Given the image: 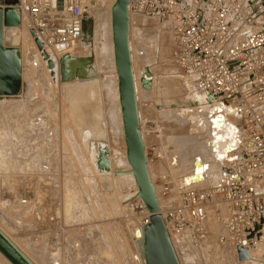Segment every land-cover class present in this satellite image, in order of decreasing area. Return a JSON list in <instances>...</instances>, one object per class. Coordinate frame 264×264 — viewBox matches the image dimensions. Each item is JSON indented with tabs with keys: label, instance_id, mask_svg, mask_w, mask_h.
I'll return each instance as SVG.
<instances>
[{
	"label": "rangeland",
	"instance_id": "374dc122",
	"mask_svg": "<svg viewBox=\"0 0 264 264\" xmlns=\"http://www.w3.org/2000/svg\"><path fill=\"white\" fill-rule=\"evenodd\" d=\"M108 11V4L99 5L95 10L93 7L86 10V19L80 39L86 50L74 56H82L80 59L83 63L80 66H90L92 75L97 80L93 90L95 94L97 93L98 100H95L97 108H100L99 128L103 131V140L107 141L114 154L123 152L125 145L120 137L121 125L116 113L117 98L116 96L113 98L116 95V82L113 63L111 64L112 56L108 57L109 60L101 65L100 69L94 60V47L97 43L106 42L108 49L111 45ZM100 13L101 19L106 17L108 23L107 20L104 23L106 33L98 36L94 33V29L96 17ZM129 40L134 72L139 85L140 127L145 146L150 159L153 148L160 153L162 158L160 161L152 160L148 163L152 181L154 182L160 174L169 171L181 187L187 188L192 184L188 180L193 174L199 172L206 177L198 187L206 188L212 185V181H215L218 176L219 169L218 165L212 162L211 157L212 137L209 128L210 114L208 113L210 105L195 90L191 79L184 78L177 70L173 62V51H169L172 48L169 34L165 33L154 20L133 14ZM21 46V43L17 46L20 53ZM24 64L22 65L23 77L20 80L17 94L12 97H0V125L4 124L5 120H10V117L15 114L13 112L20 111L26 105L36 108L31 107L33 116L30 124L20 129L21 135L18 139L12 140L13 143L15 142L11 144L12 147L8 146L10 150L3 153L2 157L0 155V183L2 184H0V198H3L0 200V228L29 256H33L37 262L42 264H141L137 245L134 243L137 240L135 230L144 222V213L135 207L137 197L131 194L130 185L122 183L116 186L114 182L103 181L97 177L94 181L90 180L91 177L85 171L84 162L77 155V149L73 143L72 136L77 139L80 146L82 145L76 132L77 129L73 128L74 123L71 122L69 116L70 104L66 98L67 88H62L59 78V86L52 88L53 91L46 85V80H43L46 79L44 72L46 67H43V63L40 66H34L27 64L26 61ZM111 68L112 70H109ZM42 75L45 77L43 78ZM141 79L149 82L147 89L142 87ZM103 87L106 88V92ZM114 88L115 92H113ZM86 96L90 98L89 103L91 104L83 111L85 110L87 124L92 126L94 124V119L92 121L94 103L91 101V95L86 93ZM112 109L116 110L115 113L114 111L109 113ZM8 110L13 112L9 113ZM192 114L197 116L195 121L191 119ZM112 117H115L117 121ZM228 117L234 124V115ZM1 133L0 130V136ZM87 148L89 146L83 143L82 153L86 157ZM11 159H14L16 163L14 160L10 162ZM69 160L72 162L77 160L78 165L76 162L72 165ZM4 164L8 166H3ZM6 167H9L10 171ZM67 185L69 188H66ZM74 189L76 191H73ZM71 196L76 197L73 199L70 198ZM101 201L106 208L102 206ZM119 203L128 205L115 215L113 204L119 207ZM83 205L91 210V217L84 216V213L80 212ZM65 206H69L67 211ZM71 207L73 210L70 211ZM104 209L109 215L104 213ZM208 230L207 242L199 250L183 254L177 251L180 264H236L232 248L226 244L220 245L218 242V237L224 233V228L209 224ZM118 233L121 237L117 235ZM120 238L123 240L122 243ZM221 252L227 254L225 258L221 256L223 254ZM226 260L230 262L227 263Z\"/></svg>",
	"mask_w": 264,
	"mask_h": 264
},
{
	"label": "built area",
	"instance_id": "2783aa9c",
	"mask_svg": "<svg viewBox=\"0 0 264 264\" xmlns=\"http://www.w3.org/2000/svg\"><path fill=\"white\" fill-rule=\"evenodd\" d=\"M4 1L16 2L20 23L45 51L64 52L82 38L86 0H0L2 9ZM127 8L169 34L174 65L207 102H225L237 115V146L215 186L184 188L169 171L154 181L174 252L202 247L213 212L225 228L218 242L248 253L260 246L264 264V0H129ZM145 152L148 162L162 159L154 148L151 159Z\"/></svg>",
	"mask_w": 264,
	"mask_h": 264
},
{
	"label": "bare ground",
	"instance_id": "6f19581e",
	"mask_svg": "<svg viewBox=\"0 0 264 264\" xmlns=\"http://www.w3.org/2000/svg\"><path fill=\"white\" fill-rule=\"evenodd\" d=\"M86 4H87V7H93L94 10L97 9L99 7V5L103 6L104 4H108V7H109V11L107 12L108 16H109V23H108V20L107 18H102L101 19V13L96 17V21H95V29H94V33L95 34H98V36L100 35H103V33H106V29H105V24L106 23V20H107V23H108V26H109V30H110V46H109V49H108V45L106 44V42H101L100 44L97 43L94 47V51H95V62L97 63V66H98V69H100L108 59V57L112 56V62L111 64L113 63V68H114V77H115V82H116V95L113 96V92H115V88H114V91L112 92V96L113 98H117V105H116V109H117V114L119 117V122H120V125H121V138H122V141L124 142V138H123V130H122V121H121V112H120V105H119V98H118V89H117V85H118V81H117V74H116V70H115V66H114V57H113V45H112V33H111V7L112 5L114 4L115 0H86L85 1ZM129 4V3H128ZM88 7V8H89ZM93 10V9H92ZM100 11V10H99ZM132 13H129V31H130V24H131V21H132ZM145 19H148L146 17H143ZM95 36V35H94ZM3 42L5 45H9L13 48L16 49V51L18 52V55H19V60H20V65H21V80H22V65L24 64V62L27 61V64L29 63V65H34V66H40L42 63H43V67H46L45 69V76H46V79H43V80H46V85L50 88V89H54V87H56L59 83V68H58V60L61 56L63 55H69L71 58H79L82 57H75L74 55L75 54H78V53H83L85 50H86V47L84 44H81V42L83 41H79L77 42L76 44L70 46V47H67L66 50L64 52H59V51H54V50H51V49H47L45 51V53H47L49 55V60L53 61L54 64H55V67L54 68H51L49 69L47 67V63H46V59L42 56L41 52L37 49V47L35 46L34 42H33V38L31 37L30 35V32L26 26V23L24 22V20L21 21V23L19 24V26L17 27H12V28H7L4 30V33H3ZM22 44L21 46V53L19 51V49L17 48L18 44ZM129 47H130V40H129ZM169 51H172V48L169 50ZM130 54H131V49H130ZM172 54V53H171ZM131 63H132V70H133V75H134V81H135V93H136V101H137V105H138V91H139V85H138V80H137V77L135 75V72H134V64H133V60H132V55H131ZM109 64V63H108ZM96 65V64H95ZM110 65V64H109ZM108 65V66H109ZM27 66V65H26ZM96 66V67H97ZM112 66V65H111ZM110 66V67H111ZM24 67H25V64H24ZM28 67V66H27ZM94 68V67H93ZM109 68V67H108ZM42 70V69H41ZM109 70H112L109 69ZM107 71V70H106ZM43 72V73H44ZM103 74V72H102ZM44 75V74H43ZM42 75V76H43ZM104 75V74H103ZM113 75V74H112ZM43 76V78L45 77ZM48 77V78H47ZM112 77V76H111ZM98 78V77H97ZM48 79V81H47ZM103 79V78H102ZM112 80V78H111ZM114 80V79H113ZM142 80V79H141ZM147 80V78H146ZM97 80L93 77H90V78H86V79H83V80H74V81H71V82H61L60 81V85L63 86L62 88H67L68 90V96L66 97L67 100H68V103L70 104V120L72 123H74V126L73 128L76 130L77 129V134L79 136V139L82 143V145L80 146L79 142L77 141V139H74V136H72L73 138V143L75 144V148L77 149V155L82 159V161L84 162V165H85V171L88 173V175H90V180H93L94 181V178L97 177L99 179H103L104 180H108L110 182H114L113 184H122V183H127L128 185H130L129 187L131 188V194L133 193V195H137L138 193V188L136 186V183L134 181V177H133V174H132V170H131V167L130 165L128 164V161H127V158H126V150L124 149L123 152H116L114 154H112L111 152V149L107 144V141H104L103 138H104V134H103V131L100 130L99 128V123H100V119H101V115H100V108H97V93L95 94L93 88L95 87V84L97 83L96 82ZM36 82V81H35ZM41 82V81H40ZM100 82V81H99ZM103 82V81H102ZM112 82V81H111ZM115 82H114V85H115ZM103 84V83H102ZM44 85V84H43ZM105 85V84H104ZM103 85V86H104ZM113 85V84H112ZM42 86V85H41ZM59 86V85H58ZM47 87V88H48ZM109 87V86H108ZM41 88V87H40ZM44 88H46L44 86ZM104 88V87H103ZM38 89V88H37ZM43 89V88H42ZM52 89V91H53ZM99 89V88H98ZM101 89V88H100ZM106 88H104V91H105ZM108 89V88H107ZM113 89V88H112ZM111 89V91H112ZM92 91V92H91ZM48 92V91H47ZM101 92V91H100ZM106 92V91H105ZM109 92V91H107ZM43 93H46V92H43ZM86 93H88L89 95H91V101H93V117H92V121L94 119V124L92 126H89L85 120V117H86V114H85V110L83 111V109L85 108H89V105L91 104V102L89 103V100L90 98L88 96H86ZM103 93V92H102ZM101 94V93H100ZM108 94V93H106ZM105 94V95H106ZM111 94V92H110ZM42 95V94H41ZM47 95V94H46ZM104 96V95H103ZM102 96V97H103ZM109 96V94L107 95ZM9 97H12V96H9ZM45 97V96H44ZM110 97V96H109ZM107 98V97H106ZM112 98V97H111ZM102 99V98H101ZM110 99V98H109ZM96 100V101H95ZM58 101V100H57ZM106 101V99H105ZM104 101V102H105ZM108 101V100H107ZM112 102H114L113 100H111ZM110 102V103H112ZM207 102V101H206ZM108 103V104H110ZM115 103V102H114ZM208 105H210L209 109H208V113L210 114L209 117L210 118V135L212 137V142L210 144V149H211V154H212V162L213 163H216L218 165V169H219V173H218V176L216 178L215 181H212V185L210 186H215L218 181H219V175H220V168H219V165L222 163V161L225 159V157H227V154L229 153V151L235 146L234 145V134H235V124H233L232 120L230 119L229 120V113H231L227 107L222 104L221 102H216V103H213V104H210L209 102H207ZM50 104V103H49ZM104 104V103H103ZM63 105V104H62ZM107 106V105H105ZM32 107V106H31ZM30 105H26L24 108H22L20 111H17V112H13L15 114H11L13 117H10V120L7 121L5 120V122L7 121V123L4 122V124L0 125V130L2 131L1 133V136H0V149H1V152H0V155L1 157L4 156L3 153H5L7 150L9 151L10 148H8V146L10 145V147H12V140L13 139H18L19 135H21L20 133V129L21 128H24L25 125L27 124H30V122L32 121V109H31ZM110 107V106H109ZM33 109H36L35 107H32ZM64 109V107H63ZM106 109V108H105ZM104 109V110H105ZM108 109V108H107ZM106 109V110H107ZM110 109V108H109ZM108 109V110H109ZM115 109V107H114ZM12 110V109H11ZM114 110L112 109L111 112L109 113H112ZM116 111V110H115ZM114 111V113H115ZM8 112L10 113L11 111L8 110ZM11 112V113H12ZM35 112V111H34ZM64 112V111H63ZM190 112V111H189ZM9 113H6L9 115ZM38 113V112H37ZM113 113V114H114ZM138 114H139V105H138ZM1 115V114H0ZM36 115V114H35ZM67 114H65L66 116ZM111 115V114H109ZM115 115V114H114ZM194 115V116H193ZM4 116V115H3ZM113 116V115H112ZM7 117V119H9ZM110 117V116H109ZM192 120L194 119V121L196 120L197 116H195V114H192L191 116ZM13 118V119H12ZM115 117H112V119H114ZM106 120V119H105ZM116 120V119H114ZM117 121V120H116ZM115 121V123H117ZM35 123V122H34ZM111 123V122H110ZM1 124V123H0ZM42 124V123H41ZM91 124V123H89ZM200 124V123H199ZM119 125V124H117ZM139 125H140V114H139ZM110 126V125H109ZM29 127V126H28ZM105 127V126H104ZM120 127V126H119ZM31 128V127H30ZM69 128V127H67ZM73 128H72V131H73ZM34 129V128H33ZM71 129V128H70ZM112 129V128H110ZM109 129V130H110ZM114 129V128H113ZM117 129V128H116ZM23 131V130H22ZM31 131V129H30ZM71 130H69L70 132ZM71 131V132H72ZM112 131V130H111ZM196 131H197V128H196ZM117 132V130H116ZM140 132H141V136H142V140H143V144H144V148H146L145 146V141H144V138H143V135H142V131H141V127H140ZM194 132V131H193ZM110 133V132H109ZM119 133V132H118ZM195 133V132H194ZM71 134V133H70ZM72 134H75V133H72ZM71 134V135H72ZM112 134V132H111ZM26 135V133H25ZM68 135V134H67ZM70 135V136H71ZM107 135V134H106ZM110 136V135H109ZM115 136H118V135H115ZM111 137V136H110ZM113 137V136H112ZM119 137V136H118ZM22 138V137H21ZM24 138V137H23ZM76 138V137H75ZM71 139V138H70ZM20 140V139H19ZM17 141V140H15ZM18 142V141H17ZM16 142V143H17ZM20 142V141H19ZM116 142V141H115ZM15 143V142H14ZM13 143V144H14ZM30 143V142H29ZM28 143V144H29ZM83 143H85V145L89 146V148H87L88 151H86L87 153V157L82 153V146H83ZM18 144V143H17ZM23 144V142H22ZM16 145V144H15ZM64 145V144H63ZM62 145V146H63ZM26 147V145H25ZM67 147V146H66ZM34 148V147H33ZM3 149V150H2ZM13 149V148H12ZM26 149V148H25ZM27 150H28V147H27ZM70 150V149H69ZM145 150V149H144ZM26 151V150H25ZM25 153V152H24ZM11 154V152H10ZM27 154V153H26ZM145 155H146V152H145ZM70 156H73V155H70ZM8 157V156H7ZM13 157V156H12ZM5 158V157H4ZM2 159V158H1ZM72 159V158H71ZM12 160L14 159H11L10 162H12ZM1 161V160H0ZM15 161V160H14ZM22 161V160H21ZM34 161V160H33ZM70 161V160H69ZM68 161V162H69ZM77 160H75L74 162H76ZM6 162V160H5ZM4 162V163H5ZM9 162V160H8ZM72 162V160L70 161ZM69 162V163H70ZM72 162L71 164L73 165ZM147 162V171H148V175H149V179H150V182L152 183L153 185V188H154V191H155V195H156V198L158 200V206H159V214L161 215V217H163V201L162 199H159V195H158V186L155 184V182L152 181V177L150 176V172H149V168H148V161L146 160ZM3 163V161L1 162V164ZM16 163V161L14 162ZM23 163V162H22ZM77 165H78V162H76ZM12 164V163H10ZM25 164V163H23ZM33 164V163H32ZM13 165V164H12ZM37 165V164H36ZM75 165V164H74ZM3 166H8L6 164H4ZM17 165H15L16 167ZM24 166V165H23ZM22 166V167H23ZM10 167V166H9ZM9 167L7 168L9 170ZM12 167V166H11ZM21 167V168H22ZM69 167V166H68ZM76 167V166H75ZM3 168V167H2ZM1 168V169H2ZM5 168V167H4ZM13 168V167H12ZM17 168V167H16ZM36 168V167H35ZM79 168V166H78ZM17 170V169H16ZM79 170V169H77ZM199 170V169H198ZM5 171V170H4ZM10 171V170H9ZM12 171V170H11ZM15 171V170H14ZM74 172V170H73ZM81 173V172H80ZM8 175V174H7ZM11 176V175H10ZM88 177V176H87ZM206 177V175H203V174H200L199 172L193 174V176L188 180V182H191L192 184L190 186H187V188H194V189H200V190H204L206 188H200L198 186H200V184L203 182V179ZM6 178V177H5ZM11 178V177H10ZM95 178V180L97 179ZM17 179V178H16ZM83 179V178H82ZM201 179V180H200ZM67 180V179H66ZM65 180V182H66ZM69 180V179H68ZM77 180V179H76ZM200 180V181H198ZM11 181V180H10ZM80 181V180H79ZM81 182V181H80ZM193 182H198V183H193ZM83 183V181H82ZM99 183V182H98ZM1 184V183H0ZM70 184V183H69ZM68 184V185H69ZM2 185V184H1ZM64 185V184H63ZM67 185L66 188H69V186ZM114 185V186H115ZM156 185V186H155ZM117 186V185H116ZM115 186V187H116ZM2 187V186H1ZM64 187V186H63ZM86 187V186H85ZM128 187V188H129ZM72 188V187H71ZM88 188V187H87ZM92 188V187H90ZM105 188V187H104ZM89 190V189H88ZM66 191V190H65ZM64 191V192H65ZM73 191H76L75 189ZM82 191V190H81ZM116 191V190H115ZM63 192V193H64ZM68 192V191H67ZM1 194V193H0ZM71 194V193H70ZM110 194V193H109ZM108 194V195H109ZM73 195V194H72ZM78 195V194H77ZM93 195V194H92ZM65 196V195H63ZM70 196V195H69ZM94 196V195H93ZM113 196V195H112ZM3 197V196H2ZM76 196H71L70 198H75ZM97 197V196H96ZM114 197V196H113ZM137 197V196H136ZM69 198V199H70ZM95 198V197H94ZM3 199V198H0V200ZM72 199V200H73ZM77 199V198H76ZM139 199V198H136V200ZM63 200V199H62ZM65 200V199H64ZM67 200V199H66ZM106 200V199H105ZM112 200V199H111ZM114 200V199H113ZM140 200V201H139ZM139 203L142 205V207L144 208L143 210V213L144 215H146L147 217L149 216L143 202L141 201V199H139ZM213 205H218L219 204V199H213ZM71 201V200H70ZM69 201V202H70ZM74 201V200H73ZM91 201V200H90ZM89 201V202H90ZM64 202V201H63ZM75 202H77L75 200ZM79 202V201H78ZM77 202V203H78ZM92 202V201H91ZM102 202V206H103V201ZM120 202V201H119ZM124 202V201H123ZM122 202V203H123ZM128 202V201H127ZM126 202V203H127ZM162 202V204H161ZM67 203V202H66ZM76 203V204H77ZM113 203V202H111ZM118 203V202H117ZM116 203V204H117ZM122 203H119V207H117V205L113 204L114 205V213L115 215L117 213H119L121 210H124L123 208H126L125 206L127 205H122ZM125 203V202H124ZM70 204V203H69ZM80 204V203H78ZM3 205V204H2ZM1 205V206H2ZM71 205H73L71 203ZM110 205V204H109ZM108 205V206H109ZM112 205V206H113ZM77 207V205H75ZM75 206L71 207L70 208V211L71 209H75ZM82 206V205H81ZM111 206V208H112ZM66 207V206H65ZM69 207V206H68ZM68 207H66V211L68 210ZM104 207V206H103ZM102 207V208H103ZM79 208V207H78ZM82 208H83V211H82ZM80 209V212L84 213L83 215L84 216H87L89 217L90 216V209L84 207H82ZM93 208V207H92ZM106 208V207H104ZM122 208V209H121ZM64 209V208H63ZM72 209V210H73ZM76 210V209H75ZM112 211V209H109ZM103 211V210H102ZM104 213H106L107 215L108 214V211L104 209ZM73 213V212H72ZM75 213V212H74ZM73 213V214H74ZM113 213V214H114ZM70 214V213H69ZM99 214V213H98ZM112 214V215H113ZM224 210L221 211V215L224 216ZM89 215V216H88ZM66 217V216H65ZM91 217V216H90ZM115 219V218H114ZM113 219V220H114ZM163 219V218H162ZM111 221V220H110ZM112 222V221H111ZM110 223V222H109ZM148 223V222H147ZM144 224V222L141 224L140 227H137L138 229H136L134 232L135 233H138L139 236H136V242L134 244H136V249L138 251V255H139V261L141 262V264H145L144 262V259H143V256H142V249H141V245H142V225ZM209 224H216L218 226H221L223 227V225L221 224L220 221L217 220V218L215 217V215L213 214V212L210 214V216L208 217L207 219V222H206V225H207V232L209 231L208 230V227H209ZM224 228V227H223ZM0 231L33 263V264H42L40 262H37L36 259H34L33 256H29L28 253L22 249L18 244H16L12 239L11 237L5 233V231L3 229L0 228ZM118 232H119V228H118ZM121 232V231H120ZM224 232H225V228H224ZM224 234V233H223ZM221 234V235H223ZM119 235V233L117 234ZM136 235V234H135ZM120 236V235H119ZM220 236V235H219ZM121 237V236H120ZM170 238V242L172 240L171 236H169ZM119 238V237H117ZM208 238V236H207ZM122 238H120L121 240ZM120 242V241H119ZM123 242V240H121V243ZM207 242V239L205 241V243ZM204 243V244H205ZM203 244V245H204ZM220 244V243H219ZM202 245V246H203ZM221 245V244H220ZM222 245H225V244H222ZM218 247V246H217ZM232 248V247H231ZM134 249H135V246H134ZM206 249V248H205ZM124 250H125V247H124ZM233 250V249H232ZM126 252V251H124ZM260 252H261V247L260 246H256L254 248H252L248 255H249V259L248 260H239L238 259V255H237V252L236 250H233V258L234 260H237L238 262H252V258L254 257H260ZM127 253V252H126ZM223 253V254H222ZM130 254V253H129ZM175 254L176 256H178V252L175 250ZM221 256L225 258V256L227 254H225L224 252H221ZM0 262L2 264H11L1 253H0ZM224 262V261H223ZM226 262H230L229 260H226ZM225 264V263H224Z\"/></svg>",
	"mask_w": 264,
	"mask_h": 264
},
{
	"label": "water",
	"instance_id": "95a60500",
	"mask_svg": "<svg viewBox=\"0 0 264 264\" xmlns=\"http://www.w3.org/2000/svg\"><path fill=\"white\" fill-rule=\"evenodd\" d=\"M128 3L129 0H115L112 5L111 33L126 158L138 188L136 196L141 199L149 214L148 223L142 227V256L145 264H180L171 245L164 221L159 214L158 200L147 171L129 47ZM2 5L4 8H0V97H9L17 94L19 90L21 65L16 49L4 44L3 33L7 28L19 26L20 15L15 7V1H4ZM29 32L35 46L46 59L47 67L54 68L55 64L49 60V55L45 53L40 40L32 30ZM82 63L81 59L71 58L68 54L61 56L58 60L60 81L71 82L93 77L90 66H80ZM140 83L144 89L149 87V82L145 79H142ZM221 103L231 112L229 115L233 114L235 118L237 117L232 108L225 102ZM234 124L233 142L235 146L229 152L237 146L238 129L236 122ZM136 236L139 234L136 233ZM236 252L239 260L249 259L248 251L238 248ZM0 253L11 264H33L1 231Z\"/></svg>",
	"mask_w": 264,
	"mask_h": 264
},
{
	"label": "crops",
	"instance_id": "0c3cea01",
	"mask_svg": "<svg viewBox=\"0 0 264 264\" xmlns=\"http://www.w3.org/2000/svg\"><path fill=\"white\" fill-rule=\"evenodd\" d=\"M177 258H178V256H177ZM178 260H179V258H178ZM252 262H243V263H241V262H238L237 260L235 261L234 260V262H236V264L238 263V264H252L253 262H254V264H258V262H257V259L254 257V258H252ZM233 262V261H232Z\"/></svg>",
	"mask_w": 264,
	"mask_h": 264
}]
</instances>
